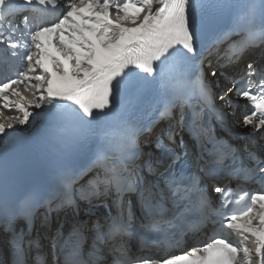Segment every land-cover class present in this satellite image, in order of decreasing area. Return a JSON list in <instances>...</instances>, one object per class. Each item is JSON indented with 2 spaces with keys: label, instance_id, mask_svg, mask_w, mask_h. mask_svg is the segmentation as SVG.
Wrapping results in <instances>:
<instances>
[{
  "label": "snow or ice",
  "instance_id": "snow-or-ice-1",
  "mask_svg": "<svg viewBox=\"0 0 264 264\" xmlns=\"http://www.w3.org/2000/svg\"><path fill=\"white\" fill-rule=\"evenodd\" d=\"M0 71V141L67 150L0 151V264H264V0H0Z\"/></svg>",
  "mask_w": 264,
  "mask_h": 264
},
{
  "label": "bare ground",
  "instance_id": "bare-ground-1",
  "mask_svg": "<svg viewBox=\"0 0 264 264\" xmlns=\"http://www.w3.org/2000/svg\"><path fill=\"white\" fill-rule=\"evenodd\" d=\"M235 39H239V38H235ZM147 107H148V105L145 104L144 108H147ZM34 124H35V121L30 126H26V128L22 129V130H26L27 128H29V130H26V132H25V133H27L28 131H30V129L32 130V127H33ZM234 126H238V124H236L234 122L233 127ZM22 130H21V132H23ZM3 144H4V142L0 141V146H6V145H3ZM47 164H48V161L37 160V162H34V159H33L32 163L30 165V168H31L30 169V174L31 175L29 173H27L26 178L30 179L31 176H32V178L39 177ZM45 243H46V241H45Z\"/></svg>",
  "mask_w": 264,
  "mask_h": 264
},
{
  "label": "water",
  "instance_id": "water-1",
  "mask_svg": "<svg viewBox=\"0 0 264 264\" xmlns=\"http://www.w3.org/2000/svg\"><path fill=\"white\" fill-rule=\"evenodd\" d=\"M38 127V123H37V120H36V122H35V124L33 125V127H32V130L30 129V131H28L27 133H25V132H21V137L22 138H26V137H28L29 135H31V133L36 129ZM29 130V129H28ZM243 131H247V130H243ZM14 140H9L8 141V143L7 144H3V145H6V146H0V151H4L5 149H7L10 145H11V143L13 142ZM16 143V142H15ZM15 145V144H14ZM22 148H20V150H21ZM21 156V158H25V157H29V154L28 153H24L23 155H20ZM22 161V160H21ZM22 162H24V161H22Z\"/></svg>",
  "mask_w": 264,
  "mask_h": 264
},
{
  "label": "rangeland",
  "instance_id": "rangeland-1",
  "mask_svg": "<svg viewBox=\"0 0 264 264\" xmlns=\"http://www.w3.org/2000/svg\"><path fill=\"white\" fill-rule=\"evenodd\" d=\"M37 119H38V118H37ZM37 119H36V120H37ZM36 120H35V122H36ZM238 126H239V125H238ZM28 129H29V128H27L26 130H28ZM26 130H22V131H23V132H26Z\"/></svg>",
  "mask_w": 264,
  "mask_h": 264
}]
</instances>
